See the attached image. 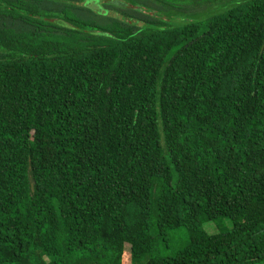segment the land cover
<instances>
[{
	"label": "trees",
	"instance_id": "1",
	"mask_svg": "<svg viewBox=\"0 0 264 264\" xmlns=\"http://www.w3.org/2000/svg\"><path fill=\"white\" fill-rule=\"evenodd\" d=\"M106 2L0 0V264H263L264 0Z\"/></svg>",
	"mask_w": 264,
	"mask_h": 264
},
{
	"label": "rangeland",
	"instance_id": "2",
	"mask_svg": "<svg viewBox=\"0 0 264 264\" xmlns=\"http://www.w3.org/2000/svg\"><path fill=\"white\" fill-rule=\"evenodd\" d=\"M107 1V4H112L116 7L120 6L118 1L122 0H101ZM139 3V9L146 17L155 16L160 24L161 29L182 27L187 24H196L199 27V34L204 31V26L207 19L216 15L220 10L219 8H227L235 3H244L250 0H221L213 7L207 6L208 0H135ZM127 4L128 2L125 1ZM91 9L95 6L91 5ZM142 7V8H141ZM98 8V7H97ZM100 9V8H98ZM144 27V26H142ZM229 227V223L226 222ZM207 234H216L219 229L217 222H206L202 225ZM162 242L157 243V249L153 253V257H168L172 256L180 250L188 241L187 232L183 228L169 231L165 237L161 238ZM165 241V242H163ZM127 259L128 256L125 255Z\"/></svg>",
	"mask_w": 264,
	"mask_h": 264
},
{
	"label": "water",
	"instance_id": "3",
	"mask_svg": "<svg viewBox=\"0 0 264 264\" xmlns=\"http://www.w3.org/2000/svg\"><path fill=\"white\" fill-rule=\"evenodd\" d=\"M264 264V263H263Z\"/></svg>",
	"mask_w": 264,
	"mask_h": 264
}]
</instances>
